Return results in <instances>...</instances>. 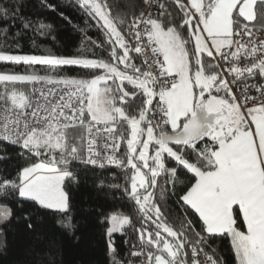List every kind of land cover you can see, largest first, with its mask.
I'll use <instances>...</instances> for the list:
<instances>
[{
    "label": "snow or ice",
    "instance_id": "obj_1",
    "mask_svg": "<svg viewBox=\"0 0 264 264\" xmlns=\"http://www.w3.org/2000/svg\"><path fill=\"white\" fill-rule=\"evenodd\" d=\"M78 3L103 29L110 48H105L107 60L9 51L12 45L6 40L19 10L0 8L9 22L0 29L5 39L0 62L39 65L46 71L0 73V139L38 160L14 179L0 177V197L35 202L63 215L61 225L71 229L65 181L76 180L72 162L116 165L131 170L130 189L123 190L142 219L140 228L118 213L101 221L110 225L106 235L114 264L123 261L115 260L112 237L126 234V227L138 233L140 251L130 255L146 257L141 264H220L205 251V236L230 238L239 264H264V83H248L264 80V39L257 37L264 24L250 27L258 16L264 19V0H172L179 19L163 3L156 5L158 12L141 9L130 15H114L107 0ZM150 3L143 0L145 7ZM20 20L14 41L30 28L40 35L51 29ZM130 52L143 58L141 66L132 62ZM222 65L233 77L231 85L221 74ZM64 66H79L89 78L49 74ZM18 84L31 88L25 92ZM252 88L260 93L258 105L249 94ZM125 105H135V112ZM122 143L126 162L116 155ZM180 173L191 174L195 182L185 185L179 197L182 211L175 215L174 228L153 190L161 178V199L165 186L175 195ZM189 210L198 214L200 232L188 218ZM11 215L10 208L0 205V219ZM238 218L246 232L237 227Z\"/></svg>",
    "mask_w": 264,
    "mask_h": 264
},
{
    "label": "trees",
    "instance_id": "obj_2",
    "mask_svg": "<svg viewBox=\"0 0 264 264\" xmlns=\"http://www.w3.org/2000/svg\"><path fill=\"white\" fill-rule=\"evenodd\" d=\"M107 2L113 8L114 15L117 12H126L130 15L132 11L138 14L145 8L143 0H107ZM163 4L179 19V13L172 0H164ZM256 7L259 9V4ZM0 8L8 10L9 13L19 10L16 19L12 21V33L8 34L6 40L8 45H12L9 51L16 54L84 55L89 58L108 59L105 48L109 51L110 48L105 41L103 29L86 14L78 0H0ZM20 17L32 21L33 25L37 22L51 25V29L45 35H40L30 28L22 32L14 41L12 34L20 31ZM262 24L264 19L258 16L257 21L250 22V27L260 28ZM8 26L9 22L5 21L0 14V29ZM2 43H5V39L0 33V44ZM16 43L19 44V48L15 47ZM96 44H102L104 47H96ZM129 55L133 63L137 66L142 65V59L137 58L135 53L130 52ZM31 71L39 72L41 75L46 74L43 66L30 67L23 63L0 62V73L23 74ZM49 74L89 78L87 72L79 66H64L56 73ZM16 87L27 92L31 85L18 84ZM126 87L128 91L132 90L131 86L126 85ZM220 95L224 93L221 92ZM125 107L126 111L135 112V105L131 108L126 105ZM165 131H170V126H166ZM125 151V145L122 143L118 158L126 162ZM0 156L5 157L0 159V177L9 180L14 179L16 173L23 167L38 162L30 158L27 152L21 155V149L18 146L1 140ZM166 165L175 166L174 162L170 161H166ZM71 170L74 171L76 180L65 181V191L69 194L71 204L69 213L73 225L71 229L61 225L60 222L65 220L63 215L43 209L35 202L0 197V204L8 206L12 211V215L0 224V264H114L113 256L109 254L106 235V228L110 225L108 222L101 221L105 216L119 212L128 215L132 220L137 218L141 222L142 217L137 206L123 190L130 189L131 170L116 165H106L101 168L86 165L80 161H73ZM180 180L182 183L177 185L175 195L165 186L163 199H161V178H158L157 188L153 190L155 202L160 204L166 222L174 228H178L175 215L182 211L178 203L179 197L186 192L191 183L195 182L191 174L180 173ZM112 185L121 187L115 188L111 187ZM188 218L193 221L196 231L200 232L198 214L189 210ZM29 224L32 225L31 228ZM237 227L242 230L246 228L240 218H238ZM148 230L152 231V226L149 225ZM125 232L126 234L114 233L112 239L116 250L115 260L128 264L129 249L125 241L128 238L129 227H126ZM162 235L166 234L162 233ZM190 239L194 238L190 237ZM205 240L208 245L206 249L220 261V264H239L231 247L230 238L205 236ZM185 247L187 249L188 246Z\"/></svg>",
    "mask_w": 264,
    "mask_h": 264
},
{
    "label": "built area",
    "instance_id": "obj_3",
    "mask_svg": "<svg viewBox=\"0 0 264 264\" xmlns=\"http://www.w3.org/2000/svg\"><path fill=\"white\" fill-rule=\"evenodd\" d=\"M163 2H164V0H151L150 5L145 7L144 11H146V12L151 11V12H154V13L158 12L159 9L156 7V5L159 4V3H163ZM257 37L260 38V39H264V31L258 32L257 33ZM141 59L143 60L142 57H141ZM241 66H243V64H241ZM221 67H222L221 74L224 75V77L229 80L230 85H231V80H232L233 77L227 71L228 66L227 65H222ZM154 68H155V64H153V69ZM248 83L249 84H260V83H264V80H249ZM232 90H233L234 93H238V87L237 86H232ZM249 94L252 95L253 97L257 98L253 103L258 105L259 102H260V99H259L260 93L257 92L255 90V88H252V89H250ZM253 103H250L248 106L252 107ZM0 140L3 141V142H6L8 144H11V143H9L7 141H4L2 139H0ZM118 153H119V151L116 153L117 157H118ZM103 155H104V153H101V156H103ZM132 222H133V224H135L136 228H140L141 227V222L137 218L133 219ZM134 245H135V247H133ZM127 246H128V249H129L128 264H129V261H131V264H141V262L143 260H146V257H144V256L133 257V256L130 255V253L133 252V251H140L138 233L136 231H133L130 227H129V233H128V238H127ZM147 250L148 249H146L145 251H147ZM205 251L209 252L206 248H205ZM209 254H210V252H209Z\"/></svg>",
    "mask_w": 264,
    "mask_h": 264
},
{
    "label": "rangeland",
    "instance_id": "obj_4",
    "mask_svg": "<svg viewBox=\"0 0 264 264\" xmlns=\"http://www.w3.org/2000/svg\"><path fill=\"white\" fill-rule=\"evenodd\" d=\"M253 128H254V125H253ZM149 155H151V151H150V153H149ZM1 205V204H0ZM6 206V205H5ZM8 207V206H7ZM9 208V207H8ZM113 213H117V212H113ZM118 214H122V213H119L118 212ZM122 215H124V214H122ZM7 220V219H6ZM5 220L4 219H0V224L1 223H3Z\"/></svg>",
    "mask_w": 264,
    "mask_h": 264
},
{
    "label": "crops",
    "instance_id": "obj_5",
    "mask_svg": "<svg viewBox=\"0 0 264 264\" xmlns=\"http://www.w3.org/2000/svg\"><path fill=\"white\" fill-rule=\"evenodd\" d=\"M121 215H122V214H121ZM239 230H240V231H245V232H246V228H245L244 230H242V229L239 228Z\"/></svg>",
    "mask_w": 264,
    "mask_h": 264
}]
</instances>
